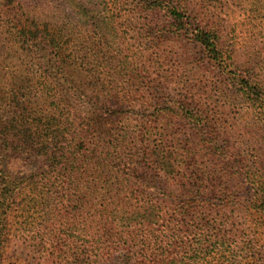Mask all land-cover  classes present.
Wrapping results in <instances>:
<instances>
[{"label":"trees","instance_id":"obj_1","mask_svg":"<svg viewBox=\"0 0 264 264\" xmlns=\"http://www.w3.org/2000/svg\"><path fill=\"white\" fill-rule=\"evenodd\" d=\"M163 34L246 113L251 158L217 99L170 93ZM235 213L264 229V0H0V264L14 236L50 264H264Z\"/></svg>","mask_w":264,"mask_h":264},{"label":"rangeland","instance_id":"obj_2","mask_svg":"<svg viewBox=\"0 0 264 264\" xmlns=\"http://www.w3.org/2000/svg\"><path fill=\"white\" fill-rule=\"evenodd\" d=\"M237 7V6H236ZM235 7V9H236ZM234 8V7H233ZM153 24H160L162 22L159 14L157 16H153ZM137 25L139 26L141 22H146L145 18H139ZM127 34L132 35L133 31L130 29L127 30ZM164 40L159 42H155L152 46L148 44L147 47H151L153 51H157L156 59L161 58L158 62H162V70H166L174 67V72L165 75V77L173 75L172 83H169V88L171 89V94H184L186 90L183 88L189 87L192 91L198 90L195 94H200L204 98L205 95L212 97L218 100V105H215L216 110V118H218L219 123L224 126V129L228 132L229 137H233L236 142H239V147L244 151V154H247L249 158H251V146L250 144L254 142V130L251 127V123L246 119V113L242 109L239 108L237 101H233L227 97H217L216 91L217 89L227 90V87L222 84L221 81L216 79V76H213V70L208 67L206 71H199V76L202 79V83L194 79L196 77L195 71V63L201 61V55L199 53L198 48L188 42V40L175 37L168 36L167 34H163ZM159 43V44H158ZM163 57V58H162ZM164 75V74H163ZM219 75V74H218ZM189 77V78H188ZM188 80V81H187ZM183 85V83H185ZM205 88L204 92L202 89ZM159 126V125H158ZM177 129L188 132L190 127L187 124L182 123ZM259 143L256 142V146L258 147ZM214 165H216V169H219V165L216 161H213ZM202 165H205L206 168H209L207 161H205ZM222 179H230L236 177V175L227 178L225 175H222ZM219 212L223 218V212L228 216L224 209L216 211ZM230 213V212H229ZM214 216L217 218L216 214ZM234 218L236 221V228L238 229L237 234L240 235V238L243 237L246 239H251V243L259 248V254L262 258H264V229L259 230V233L255 237H251L247 235V232L243 231V229L239 226V221L237 220V213L234 214ZM232 228V226L226 225V230ZM233 229V228H232ZM234 231V230H233ZM236 232V231H235ZM16 237L13 240H10L8 244L5 246L4 254L9 257V259L13 262L16 259L14 264H50L49 260L46 258H40L38 256L36 259H30L28 254L27 244L22 242L20 236Z\"/></svg>","mask_w":264,"mask_h":264}]
</instances>
